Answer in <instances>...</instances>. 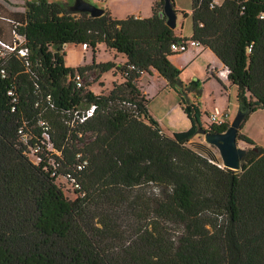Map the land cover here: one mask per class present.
<instances>
[{
	"label": "trees",
	"instance_id": "trees-1",
	"mask_svg": "<svg viewBox=\"0 0 264 264\" xmlns=\"http://www.w3.org/2000/svg\"><path fill=\"white\" fill-rule=\"evenodd\" d=\"M73 1L0 0V42L19 35L27 49L0 59V264H264V147L239 131L242 168L226 167L216 146L193 141L195 104L181 102L189 128L166 130L140 85L157 72L185 94L171 57L187 49L172 44L197 40L228 69L243 128L264 108V0H192L190 37L167 24L164 0L122 18ZM102 42L124 62L66 64L68 43L96 57ZM113 67L123 79L92 90L86 73Z\"/></svg>",
	"mask_w": 264,
	"mask_h": 264
},
{
	"label": "rangeland",
	"instance_id": "rangeland-1",
	"mask_svg": "<svg viewBox=\"0 0 264 264\" xmlns=\"http://www.w3.org/2000/svg\"><path fill=\"white\" fill-rule=\"evenodd\" d=\"M51 1H64V0H51ZM95 5L103 8L111 7L114 9L116 15L123 16L126 15L128 11H132L128 3V0H88ZM134 1V0H131ZM151 0H146V7L148 8ZM176 5L183 7V10L187 13V16L183 12L178 13L176 31L183 33L187 37H190L192 33V17H191V5L192 0H175ZM22 4V3H21ZM146 10H143L145 13ZM66 51L65 61L68 66L77 67L83 64H93L94 58L96 62L102 60H112L116 63H123L124 58L121 55H117L112 51L106 43L102 42L98 44L96 57H94V51L90 47H86L83 44L68 43L64 47ZM191 49V48H190ZM192 51H184L179 54L173 55L171 61L173 63H188L187 58ZM98 72L100 77L98 76ZM116 73V74H115ZM205 69L202 66L201 61H197L194 65L188 66L184 71L181 72L180 78L183 81L184 86H189L185 94H182L180 86H171L168 84L167 79L161 76L157 72L152 75L145 74L142 79H140V85L142 86L145 93L148 94L149 104L148 113L155 120L159 121L161 124L166 126L164 129L173 130H183L191 125V121L188 116L184 113L181 106V100L184 99L191 102H197L196 108L200 120H206L204 124L205 128H208L210 123L209 116H205L202 108L203 105L209 106L210 104L221 103L226 101L227 96L221 94V85L212 78L210 81L204 83L205 91H202V96L197 100V96L194 90H191L190 84L196 79H199L200 85L203 86L201 79L205 76ZM86 78L88 81L92 82V90L99 93L102 90L106 91L112 86V81L117 78V80H122V74L115 67L107 70L101 71L100 69L90 70L86 73ZM86 78L82 77L85 81ZM96 79V80H95ZM101 82V83H100ZM212 87H216L217 91L212 94ZM224 109V108H223ZM227 109V108H225ZM228 110V109H227ZM230 111L232 113V118L236 114V108L234 107V99L232 98V105L230 106ZM253 117L251 123H249L248 130L253 133L256 139L264 140V126L262 125V120L264 118V110L256 111L252 113ZM250 114V115H252ZM246 124V123H245ZM195 142H207L204 135L197 133L193 139ZM239 145L242 147H248L249 145L239 139ZM217 155L221 158L220 152L217 147L214 148ZM223 165V164H222ZM67 195L72 196L71 186L66 187Z\"/></svg>",
	"mask_w": 264,
	"mask_h": 264
},
{
	"label": "crops",
	"instance_id": "crops-1",
	"mask_svg": "<svg viewBox=\"0 0 264 264\" xmlns=\"http://www.w3.org/2000/svg\"><path fill=\"white\" fill-rule=\"evenodd\" d=\"M128 2H130L128 4H129L130 9L132 11H128L126 13V15L118 16V15H116V13H115L113 8L107 7V9H109L112 12L113 16L118 17V18L126 17V16H128L130 14H134L136 16H150L151 15L153 0L150 1V5H149L148 8L146 7V0H134V1L128 0ZM174 3H175V8L178 9L179 12L180 11L181 12L184 11L183 7H181L178 4L176 5L175 0H174ZM143 10H146L145 13H143ZM179 12H177V13H179ZM174 30H175L176 34H180L182 36H186L183 33L177 32L176 29H174ZM4 36L6 38H9V36L6 35V33L4 34ZM189 50H191L192 52L190 53V55L187 58L188 63H174V64L178 68L182 69V71H184L186 68H188V66H190V65L192 66L197 61H201L202 66L204 67L205 73H206L205 76L201 79V81L203 82V86H201L200 82H199V86L201 87L202 91H205L204 83H206L207 81H210L212 78H215L216 81L219 83V85H221V92H219L217 94V96H219V95L221 96V94H224V95L227 96L226 101H222L221 103L210 104L209 106L203 105L202 110H203L205 116L209 115L210 111H212L215 107H219L221 109L227 108L229 110V112L231 113L230 106L232 105V98L234 99V107L236 108V110H238L239 109V105H238V103L236 101V89H235V87H233L229 83L228 79H226L225 77L220 76V74H219V70L226 69V67L221 62V60L208 47H204V46H190V47L187 48L186 52H188ZM102 61H105V60H102ZM196 80L199 81V79H196ZM212 91H213L212 94H214L217 91V88L216 87H212ZM202 93H201L200 96H202ZM196 96H197L196 99L198 100L200 98V96L197 93H196ZM181 102H182V100H181ZM196 103L197 102H194V100L191 101V104L197 105ZM262 109L264 110V108H259L257 111L262 110ZM231 116H233L232 113H231ZM252 117H253V114L248 117L247 121L245 122L246 124L243 126V128H241L240 131L242 133H245V134L251 136L258 145L264 147V140L256 139L254 137V135H252L253 133H251L248 130V126H249V123H251ZM201 122L205 123L206 120H201ZM158 123L162 127L167 128L166 126L161 124L159 121H158ZM262 125L264 126V118L262 120ZM189 127H187V128H189ZM249 128H250V126H249ZM171 130H173V129H171Z\"/></svg>",
	"mask_w": 264,
	"mask_h": 264
},
{
	"label": "water",
	"instance_id": "water-1",
	"mask_svg": "<svg viewBox=\"0 0 264 264\" xmlns=\"http://www.w3.org/2000/svg\"><path fill=\"white\" fill-rule=\"evenodd\" d=\"M72 9L78 12H88L91 16H101L105 8L93 4L88 0H74ZM164 14L167 24L175 29L177 26L178 13L171 0H164ZM247 111L239 108L231 120L229 127L224 132H213L204 127H199L197 133L203 134L206 141L216 146L220 152L223 164L232 169H241L242 160L247 153V148L239 145L238 133L246 117Z\"/></svg>",
	"mask_w": 264,
	"mask_h": 264
},
{
	"label": "built area",
	"instance_id": "built-area-1",
	"mask_svg": "<svg viewBox=\"0 0 264 264\" xmlns=\"http://www.w3.org/2000/svg\"><path fill=\"white\" fill-rule=\"evenodd\" d=\"M15 39H16V42L12 44L0 42V59H5L8 56V54L13 51H18L21 55H25L27 53V49L20 46L23 42V38L19 35H15ZM190 46H200V43L197 40H189L184 44H177V43L172 44V48L174 51H182L184 49H187ZM219 74L220 76L228 79V69L227 68L223 70H219ZM75 77H76L78 86L82 85L83 80L79 72L76 74ZM94 110H95L94 105L85 109L84 112L82 113V116H83L82 119H85L91 116ZM208 116H209L210 123H218V124L223 123L226 120H230L232 118L229 110L221 109L219 107H215L212 111H210ZM87 164H88V160L84 158L78 164V168L83 169Z\"/></svg>",
	"mask_w": 264,
	"mask_h": 264
}]
</instances>
